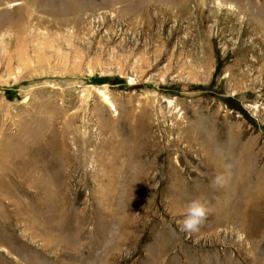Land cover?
<instances>
[{
	"label": "rangeland",
	"instance_id": "obj_1",
	"mask_svg": "<svg viewBox=\"0 0 264 264\" xmlns=\"http://www.w3.org/2000/svg\"><path fill=\"white\" fill-rule=\"evenodd\" d=\"M0 264H264V0H0Z\"/></svg>",
	"mask_w": 264,
	"mask_h": 264
},
{
	"label": "clouds",
	"instance_id": "obj_2",
	"mask_svg": "<svg viewBox=\"0 0 264 264\" xmlns=\"http://www.w3.org/2000/svg\"><path fill=\"white\" fill-rule=\"evenodd\" d=\"M220 177L216 182H220ZM209 209L207 204L200 198L193 199L185 205L183 219L181 221L182 230L185 232H197L205 222Z\"/></svg>",
	"mask_w": 264,
	"mask_h": 264
},
{
	"label": "bare ground",
	"instance_id": "obj_3",
	"mask_svg": "<svg viewBox=\"0 0 264 264\" xmlns=\"http://www.w3.org/2000/svg\"><path fill=\"white\" fill-rule=\"evenodd\" d=\"M220 3H222V1H221ZM218 5H219V4H218ZM106 102H107V105H108V106H110L111 108H113V109H114V107H113L112 103H111L109 100H106Z\"/></svg>",
	"mask_w": 264,
	"mask_h": 264
}]
</instances>
